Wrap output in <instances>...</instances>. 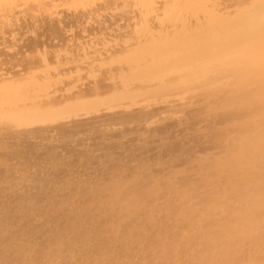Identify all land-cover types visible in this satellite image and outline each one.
Here are the masks:
<instances>
[{"label": "bare ground", "instance_id": "obj_1", "mask_svg": "<svg viewBox=\"0 0 264 264\" xmlns=\"http://www.w3.org/2000/svg\"><path fill=\"white\" fill-rule=\"evenodd\" d=\"M0 264H264V0H0Z\"/></svg>", "mask_w": 264, "mask_h": 264}]
</instances>
